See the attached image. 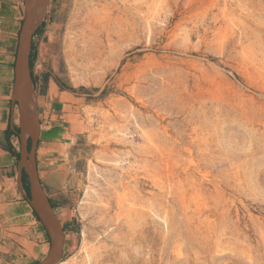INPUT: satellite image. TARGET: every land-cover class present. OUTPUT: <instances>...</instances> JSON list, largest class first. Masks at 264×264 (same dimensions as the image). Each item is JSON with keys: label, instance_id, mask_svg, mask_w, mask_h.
Returning a JSON list of instances; mask_svg holds the SVG:
<instances>
[{"label": "rangeland", "instance_id": "1", "mask_svg": "<svg viewBox=\"0 0 264 264\" xmlns=\"http://www.w3.org/2000/svg\"><path fill=\"white\" fill-rule=\"evenodd\" d=\"M35 40L74 98L59 264H264V0H50Z\"/></svg>", "mask_w": 264, "mask_h": 264}, {"label": "crops", "instance_id": "2", "mask_svg": "<svg viewBox=\"0 0 264 264\" xmlns=\"http://www.w3.org/2000/svg\"><path fill=\"white\" fill-rule=\"evenodd\" d=\"M24 13V0H0V245L5 241L13 243V240L25 235L31 237L32 230L38 242L31 248L18 250L27 254L25 264H38L32 249L40 248L38 252H43L50 242L30 206L28 179L23 178L24 173L21 182L19 180V157L16 155L20 154L17 133L19 117L18 107L12 102L14 66ZM36 37L37 35L32 38L30 52V72L33 89L36 90L39 122L35 163L43 190L54 205L52 197L59 194L57 190L63 185V181L59 180L65 176L66 168L61 158L69 151L66 140L70 138L72 130L68 128L67 122L72 113L70 108H73L70 100L74 98L50 85L51 80L42 69L41 47L36 44ZM4 250L9 252L10 248ZM15 253L10 252V259L6 264L20 263L18 257L13 259L12 255ZM3 261L4 257L0 264Z\"/></svg>", "mask_w": 264, "mask_h": 264}, {"label": "water", "instance_id": "3", "mask_svg": "<svg viewBox=\"0 0 264 264\" xmlns=\"http://www.w3.org/2000/svg\"><path fill=\"white\" fill-rule=\"evenodd\" d=\"M49 4L50 0H24L25 13L19 34L12 90V102L18 107L19 117V180L21 182L23 173L27 176L30 206L44 227L50 242L48 254L38 264H59L64 249L62 226L39 181L35 163L39 122L29 61L32 38L42 25Z\"/></svg>", "mask_w": 264, "mask_h": 264}, {"label": "trees", "instance_id": "4", "mask_svg": "<svg viewBox=\"0 0 264 264\" xmlns=\"http://www.w3.org/2000/svg\"><path fill=\"white\" fill-rule=\"evenodd\" d=\"M41 27H42V25H41ZM41 27L37 30V32L35 33V35H37V33L39 32V30L41 29ZM34 35V36H35ZM30 68H31V57H30ZM17 133H18V130H17ZM17 155V157H19V154H16ZM23 178L24 179H27V176L24 174V176H23ZM27 188H28V192H29V185L27 184ZM50 202V201H49ZM50 204H51V206H52V208H53V210L55 209V206L53 205V203H51L50 202ZM35 216H36V214H35ZM36 218L38 219V217L36 216ZM38 221H39V219H38ZM63 229L64 230H66V227H63Z\"/></svg>", "mask_w": 264, "mask_h": 264}]
</instances>
